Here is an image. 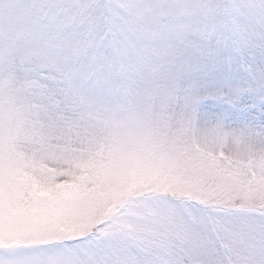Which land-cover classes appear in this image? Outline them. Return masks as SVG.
<instances>
[{
  "label": "snow or ice",
  "instance_id": "6c2138e0",
  "mask_svg": "<svg viewBox=\"0 0 264 264\" xmlns=\"http://www.w3.org/2000/svg\"><path fill=\"white\" fill-rule=\"evenodd\" d=\"M0 264H264V0H0Z\"/></svg>",
  "mask_w": 264,
  "mask_h": 264
}]
</instances>
